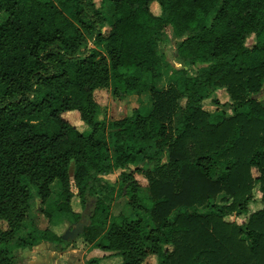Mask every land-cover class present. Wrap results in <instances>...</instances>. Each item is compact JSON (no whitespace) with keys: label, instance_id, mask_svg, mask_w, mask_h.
<instances>
[{"label":"trees","instance_id":"16d2710c","mask_svg":"<svg viewBox=\"0 0 264 264\" xmlns=\"http://www.w3.org/2000/svg\"><path fill=\"white\" fill-rule=\"evenodd\" d=\"M107 1L110 15L94 0H0V221L8 225L0 231V264H16L20 250L40 242L54 250L69 244L49 226L32 224L14 236L33 207V189L50 226L64 217L78 222L71 165L82 206L92 201L83 240L121 255V264H141L149 255L158 264H264V103L256 98L264 92V0ZM161 35L175 40L180 62L197 73L175 69L172 82L157 89ZM100 79L121 96L149 88L152 106L97 119L93 91ZM216 88L229 102L214 99L216 109L205 110L203 99ZM70 111L88 134L63 117ZM118 169L131 170L122 173L119 191L129 181L137 187L132 172L147 180L129 217H110L109 198L95 193L101 176ZM55 180L60 190L53 193ZM254 187L263 207L244 223L226 221L223 215L248 211Z\"/></svg>","mask_w":264,"mask_h":264},{"label":"rangeland","instance_id":"374dc122","mask_svg":"<svg viewBox=\"0 0 264 264\" xmlns=\"http://www.w3.org/2000/svg\"><path fill=\"white\" fill-rule=\"evenodd\" d=\"M96 7H98L104 14L110 15L112 12V5L107 0H94ZM150 9L153 14H159L160 8L156 2H152L150 4ZM69 14V13H68ZM214 11H212L209 17H212ZM5 18V14L0 12V21ZM106 29V27H105ZM179 40V38H177ZM176 39V40H177ZM255 41L254 37H249L247 40V45H251ZM87 44L91 48H95V45L91 38L88 37ZM155 48L162 59V65L160 68L161 75L153 80V84L157 89L166 88L169 83L172 82V77L174 75L175 69H180L186 67L188 70V75L194 76L197 73V67L190 65L187 66L184 63L180 62L179 58L176 55L175 51V40H170L166 35H161L159 39L155 41ZM148 84H152V81L148 82ZM93 98L96 103V118L109 122L115 119H121L124 116L131 115L136 109L140 111V113H146L148 109L152 106V100L150 97L149 88L142 92L140 95L131 94V95H117L114 94L108 85V82L104 79H100V82L96 85L93 91ZM256 98L264 103V92L256 95ZM214 99H217L221 104L229 102V97L224 89L216 88L213 93L203 99V108L205 110H213L215 109V105L213 104ZM180 103H184V98L179 100ZM229 114V111L227 112ZM63 117L67 119L78 131L83 134H88L90 132V127L80 119L79 113L77 111H70L63 114ZM167 153L162 152L161 159L165 160L167 158ZM73 165L70 166V185L71 190L74 193V196L71 198V206L74 211H77L81 216L78 221H83L85 224L88 223V217L92 208V201L89 200L86 202L85 207L82 206L80 198L78 197L77 189L74 186L73 178H72ZM131 170L129 169H118L111 174L102 175L101 179L97 184V188L95 193L98 195H105L109 198L107 202L108 205V214L111 216H117L119 214H123L127 217L132 216L134 214L133 204L138 203L139 207L142 203V194L146 189L147 180L141 173L132 172L135 184L137 187L131 185L132 182H126L123 190L119 191V184L122 178V173H129ZM109 185L112 186L114 190L110 191L106 188ZM53 193L56 191L53 190L52 186H50ZM60 190V189H59ZM58 190V191H59ZM34 193V204L33 207L24 213L22 221L20 223L19 229L15 232L14 237H20L26 235L31 230V225L34 224L39 229H45L46 227H50L55 233L58 235H62L65 229L69 226L73 227L74 223H71L69 218L64 217L62 221H60L56 225H49L46 217L42 214V209L45 207V204L41 202L37 191L33 189ZM253 199L250 201L248 205V211L246 213H242L240 215L237 214H228L223 215L224 219L233 223H244L248 219V215L252 212H255L263 207V202L261 200V193L257 188L254 187L253 190ZM219 205H223L224 203L220 198L216 199ZM199 213H208L209 210L203 207L198 208ZM84 214V218L82 217ZM144 220V227L148 229H152L154 227L153 222H151L149 216L145 211L140 210V216ZM106 227H103L96 236L93 241L96 243L98 238L103 234ZM8 229V225L4 221H0V231H6ZM82 231V230H81ZM101 239V238H100ZM65 242L70 240H64ZM83 238L81 236V232L74 239L72 244H64L62 249L64 248H72V247H82ZM40 249H38V254H41L44 250H49L54 247L52 244L48 242H40L37 244ZM36 247V246H35ZM84 247H87L85 245ZM31 249V248H30ZM59 249V246H58ZM28 254L26 258H32L36 255V252L30 253L28 249H26ZM23 250H20L18 254H21ZM25 252V249H24ZM25 252V253H27ZM68 261L78 260L75 256L70 255L66 258ZM76 262V261H74ZM86 263V262H85ZM18 264V263H17ZM23 264V262L21 263ZM141 264H158L157 257L155 255H149L141 261Z\"/></svg>","mask_w":264,"mask_h":264},{"label":"crops","instance_id":"0c3cea01","mask_svg":"<svg viewBox=\"0 0 264 264\" xmlns=\"http://www.w3.org/2000/svg\"><path fill=\"white\" fill-rule=\"evenodd\" d=\"M216 109V107H215ZM210 110V111H214ZM209 111V110H208ZM52 186L54 191H58L60 188V185L55 180L50 185ZM52 190V189H51ZM73 240H70L69 244H72ZM82 247H70L65 248L64 250H44L41 254H38L39 246L35 245L31 249L29 248L28 251L30 253L36 252V255H34L31 259L26 258L28 254L27 248L24 249L21 254H18L16 257V264H86L89 259L96 258L98 259V264H121L122 263V257L119 254H115L113 252L104 251L101 248L94 246L92 243H88L83 240ZM87 245V247H84ZM70 255H73L78 260L68 261L66 258ZM76 261V262H74Z\"/></svg>","mask_w":264,"mask_h":264},{"label":"water","instance_id":"95a60500","mask_svg":"<svg viewBox=\"0 0 264 264\" xmlns=\"http://www.w3.org/2000/svg\"><path fill=\"white\" fill-rule=\"evenodd\" d=\"M85 223L83 221H78L74 224V227L71 228V226L67 227L64 231V233L61 235V238L63 240H73L75 239L79 233L82 230V226H84Z\"/></svg>","mask_w":264,"mask_h":264},{"label":"flooded vegetation","instance_id":"af4514ba","mask_svg":"<svg viewBox=\"0 0 264 264\" xmlns=\"http://www.w3.org/2000/svg\"><path fill=\"white\" fill-rule=\"evenodd\" d=\"M83 218H84V214H83ZM73 227H74V225H73ZM72 228V227H71Z\"/></svg>","mask_w":264,"mask_h":264}]
</instances>
